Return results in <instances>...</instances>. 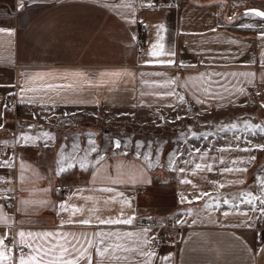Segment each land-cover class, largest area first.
<instances>
[{
    "label": "crops",
    "instance_id": "0c3cea01",
    "mask_svg": "<svg viewBox=\"0 0 264 264\" xmlns=\"http://www.w3.org/2000/svg\"><path fill=\"white\" fill-rule=\"evenodd\" d=\"M22 2L23 8L21 0H0V28L12 30V35L0 33V124L4 125L0 144L13 136L17 140L15 149L8 145L0 152V175L7 177L0 186V207L11 217L10 227L0 224V236L8 233L9 247L20 229L60 228L61 220L70 216L60 210L61 203L87 208L93 201L84 197L97 196L101 198L97 206L104 209L99 214L116 217L119 203L103 205V199L115 192L99 191L112 187L124 194L118 200H130L131 207L124 206V212L135 215L132 225H98L94 220L92 225L65 224L63 230H135L144 227L135 224L141 218L173 215L184 226L182 237L175 245L161 244L150 230L148 236L155 237L150 247L156 253L151 264H264V219H258L264 214L242 202L248 192L261 195L257 180L264 178V160L259 163L264 150L255 146L264 144V133L255 135L240 126L216 138L192 129L203 113L249 106L253 93L257 103L264 104V37L260 35L264 19L244 15L249 6L264 10V0H178L174 6H159L155 0ZM160 23L165 25L161 33L165 51L175 56L147 55ZM169 59L174 63L156 62ZM124 69L133 72L135 79H121L111 86L62 89L59 95L42 87L69 83L63 78L65 73L84 71L96 79L101 72ZM249 71L256 73L251 84L231 75ZM141 73L149 75L141 77ZM201 73L203 81L189 79ZM35 74L43 76L32 85L37 91L23 95V103L31 97L35 107L16 114L11 107L5 108L9 93L21 103L19 89L25 76ZM169 78L179 81L170 86L176 95H141L168 90L149 88L142 79L163 82ZM203 87L209 88L207 95L198 91ZM241 87L244 93L237 90ZM83 122L87 125L72 128ZM22 132L41 139L25 143L20 140ZM43 132L50 138L45 139ZM114 137L120 148L113 145ZM89 140L95 141L97 152H89ZM73 145L79 146L75 152ZM69 153L78 158L87 154L86 167L73 161V167L67 168L61 157ZM4 160L10 166H4ZM61 164L67 169L62 173L58 171ZM224 168L247 171L223 172ZM105 174L125 182H102ZM185 179L191 183H182ZM237 180L244 182L229 183ZM203 192L210 195L195 199ZM182 198H186L183 203ZM7 199L13 202L6 203ZM224 199L231 203L224 204ZM254 206L259 208L260 201ZM168 254L167 261L161 259Z\"/></svg>",
    "mask_w": 264,
    "mask_h": 264
},
{
    "label": "snow or ice",
    "instance_id": "6c2138e0",
    "mask_svg": "<svg viewBox=\"0 0 264 264\" xmlns=\"http://www.w3.org/2000/svg\"><path fill=\"white\" fill-rule=\"evenodd\" d=\"M23 2L21 0L20 7L23 8ZM151 7L152 5H148ZM126 7L131 8V4L126 5ZM247 15H254L256 17L264 18V11L258 9H248L244 13ZM135 23V20L130 21ZM156 41L151 45L149 52L147 53L150 57H159V56H175L173 51H165L164 36L161 35L162 31L165 30V25L163 23L157 24L156 26ZM240 27L243 28H253V24H242ZM0 33H7L12 35L11 29L0 28ZM261 37H264V31L260 33ZM135 39V37H133ZM152 61H145V63H150ZM157 63H167L173 64L172 59L163 61H156ZM141 77L149 74L141 73ZM151 75L160 76L161 73H154ZM216 75H222L216 73ZM232 76L244 77L246 82L251 84L253 79L256 76L254 72H240V73H231ZM205 77L204 73L199 74L197 77H190V80L203 81ZM64 79L69 80V83L64 84H44L42 87L49 90H56V94L59 95L62 89L69 90H79L84 85L89 87H100L103 85H115L119 80L124 79L125 82L128 80H134L135 74L127 69L110 71V72H101L96 79H92L84 71H75L70 73H65L63 76ZM43 79V76L40 74H35L32 76H25L24 86L20 87L19 92L21 94L20 102H25L23 100V95L29 92H36L37 88L32 86L36 80ZM141 83L149 88H163L168 89L166 91L155 92V93H145L142 92L141 95H165L173 96L176 95L175 89L170 88L171 85L179 84V81L175 78L165 79L163 82L156 80H147L142 79ZM240 93H244L245 89L243 87L237 89ZM198 91H203L205 95L209 93V88L203 87L198 89ZM12 95V93H9ZM179 100L184 101V96L180 95ZM28 103H34V98H29ZM198 103H204L202 100H197ZM264 107V104L261 105ZM7 108V105L4 106ZM2 115V114H0ZM179 119V117H177ZM245 124L249 128L260 129L264 132V127L259 124H251L249 121H245ZM4 125L0 124V128H3ZM29 127H35L34 125H29ZM232 128H235L236 125L232 124ZM43 137L45 139L50 138L48 132H43ZM41 139L40 136H32L26 132L20 134V140L27 143L29 141H35ZM19 142V141H18ZM4 143H7L5 141ZM88 143L92 145L89 149V152H97L94 140H89ZM120 141H115V147L120 148ZM256 148L264 150V144L256 145ZM78 145H73V152L78 149ZM251 149H243V151H250ZM144 158L147 160L149 157L145 154ZM251 160H255V157H250ZM62 161L67 162V168L73 167V161H78L81 168L86 167L87 154L84 157H77L73 153H69L67 157H61ZM104 157L100 156V161H103ZM223 162V161H221ZM235 165L238 162L232 161ZM4 166H10L8 160L3 161ZM20 167L23 169L25 166L21 163ZM118 168L121 166L118 165ZM200 164H196V169H201ZM206 167L211 170V165H206ZM67 169L61 164L59 172L62 173ZM181 172L184 171L183 168L180 169ZM223 172H233V171H247L246 168H224ZM23 178V174L21 175ZM102 182H111L123 183L125 182L121 178L113 179L110 175L105 174L101 177ZM244 181H229V183H243ZM182 183H191L190 180H183ZM257 183L260 185L261 195L253 196L251 192L244 194V200L242 202L252 205L251 211H259L261 214H264V178L257 180ZM223 187L224 185H220ZM103 193H114L115 195H110L108 198L103 199V205L107 206L112 203H119L121 205V210L116 217H103L101 213L104 209L98 207L101 198L97 196H86L84 197L85 201H93V206L85 207L84 205H68L67 203H61L59 208L61 211L70 212V216L67 220H61L60 228L56 230H43V231H31L20 229L16 231L11 239V244L13 247H9L6 243L8 239V233H5L3 236H0V264H93L95 257V264H151V260L156 256V253L151 250V243L155 237H149L148 233L151 230L150 228L140 227L135 230H103L98 228L95 231H65L63 230V225H92L93 221L98 225H132L136 219L135 215H126L124 212V206L131 207V202L128 199H120L118 197H123V193L116 192L112 187H103L99 189ZM207 192L201 193L199 196H196L195 199H202L205 196H209ZM186 198L181 199V203L184 202ZM215 200H219V197H214ZM260 201V207L256 208L255 202ZM23 204H30V201H22ZM40 203H45L41 201ZM224 204H230L231 201L228 199L223 200ZM80 214L83 218L73 219L72 217ZM247 215V213H243ZM224 215H228L227 212ZM11 217L8 216L3 208L0 207V224L10 227ZM147 249V250H146ZM171 254L168 256L161 257L162 260L167 261Z\"/></svg>",
    "mask_w": 264,
    "mask_h": 264
},
{
    "label": "built area",
    "instance_id": "2783aa9c",
    "mask_svg": "<svg viewBox=\"0 0 264 264\" xmlns=\"http://www.w3.org/2000/svg\"><path fill=\"white\" fill-rule=\"evenodd\" d=\"M155 4L159 6H174L178 4V0H155ZM137 51L141 50V45L139 41L136 42ZM7 107H11L14 110V114L17 113L18 110L22 111H30L35 107L34 103H18L15 100L14 95H9L6 100ZM7 143L0 144V152L5 150L6 146L11 145L14 149L17 146L16 137L13 136L6 140ZM13 180V178H12ZM7 181V177L0 175V186H2ZM4 191V190H3ZM6 203H12L13 199H7ZM259 221L264 219V216L260 215L258 217ZM137 225H141L147 228H150L155 232V237L161 244H177L183 234V224L177 221V219L173 215H168L162 219H154L149 217H144L135 222ZM261 230V227H258Z\"/></svg>",
    "mask_w": 264,
    "mask_h": 264
},
{
    "label": "rangeland",
    "instance_id": "374dc122",
    "mask_svg": "<svg viewBox=\"0 0 264 264\" xmlns=\"http://www.w3.org/2000/svg\"><path fill=\"white\" fill-rule=\"evenodd\" d=\"M243 11V10H242ZM251 101L249 106H239L236 107L234 110L227 111V110H215L213 112L203 113L199 117L198 126H196V122L193 124L192 129L195 131H199L201 133L208 134L211 133L215 135L216 138L222 136L223 133L232 129L231 125L235 124L236 127H243L246 128L248 131H252L255 135L262 134L260 129L256 128H249L245 121H249L251 124H259L264 127V107H261L256 99L257 97L253 93L251 95ZM252 112V116L248 117L247 113ZM257 133V134H256ZM170 144V143H169ZM264 160V153L259 159V163ZM261 165V164H260ZM255 167L251 170L250 175L253 173Z\"/></svg>",
    "mask_w": 264,
    "mask_h": 264
},
{
    "label": "water",
    "instance_id": "95a60500",
    "mask_svg": "<svg viewBox=\"0 0 264 264\" xmlns=\"http://www.w3.org/2000/svg\"><path fill=\"white\" fill-rule=\"evenodd\" d=\"M248 9H258V10H261V11H264L263 9H261V8H259V7H255V6H249V7H247L246 9H245V11L246 10H248ZM264 19V18H263ZM116 140H119L118 138H116V137H114L113 138V145L115 146V141Z\"/></svg>",
    "mask_w": 264,
    "mask_h": 264
},
{
    "label": "trees",
    "instance_id": "16d2710c",
    "mask_svg": "<svg viewBox=\"0 0 264 264\" xmlns=\"http://www.w3.org/2000/svg\"><path fill=\"white\" fill-rule=\"evenodd\" d=\"M81 125H87V123H86V122H83V123H81V124H77V125L73 126L72 128H73V129H76V128L80 127ZM169 147H170V144H168V145L165 147L164 151L166 152L167 149H168ZM247 182H248V180H247Z\"/></svg>",
    "mask_w": 264,
    "mask_h": 264
}]
</instances>
